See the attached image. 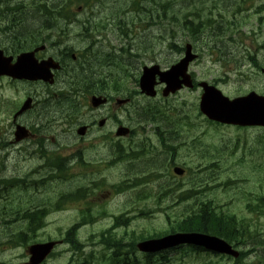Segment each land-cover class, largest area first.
Segmentation results:
<instances>
[{
  "label": "rangeland",
  "instance_id": "374dc122",
  "mask_svg": "<svg viewBox=\"0 0 264 264\" xmlns=\"http://www.w3.org/2000/svg\"><path fill=\"white\" fill-rule=\"evenodd\" d=\"M127 0H107L105 3L100 2V5H97L99 9H102V12L94 13L91 12L90 8L83 11L81 14H78V4H76V19L83 20L87 16H97L101 15L104 22H109L110 18H115L112 21H110L107 25L104 26V28L101 30V39L104 40L103 43L106 46H112L114 48L123 49V51H120L121 54H129V46L128 44L133 39V34H138L142 37L141 41L144 42L146 45H149L153 47H159L158 53H155L158 58L162 61V59L167 58L168 60H171L172 58L169 56H166L164 52L170 54L167 49H165V45H160L159 39H156L157 36H160L162 38H165L167 36L166 34V26H171L172 24L167 20L163 22L154 21L151 18V14L147 15L146 13L142 14L143 22L138 23L136 17L133 14H127L126 16H123V4ZM198 3V6L202 10L206 11H200L201 14H204L205 12H213V4L214 0H196ZM187 3L188 0H166L162 2H150L148 6H150V10L154 9L155 5L158 4H167L169 8L175 9H182V3ZM218 4H226L229 1L227 0H216ZM222 2V3H221ZM51 8H48V11H50ZM253 11V10H252ZM225 14L229 15L228 11L225 9H219L217 8L214 11V14ZM80 17H83L81 19ZM177 17V16H175ZM258 14H255L251 17V22L254 23V25L258 26L256 19H258ZM124 19L127 22V26L129 29H131L128 33V35H123L124 32L120 31L118 29V33H116V27L113 28L114 25H120L121 20ZM98 20V18H96ZM176 20V19H175ZM150 22V34L147 35L142 29L138 28V25H146L147 22ZM160 23H164V25H160ZM75 25H80V23H75ZM258 28V27H257ZM75 33H73V36L81 35V29L80 28H74L73 29ZM261 35V32L258 33L256 36L257 42H261L259 40H262L259 38ZM186 40L189 39L188 34L185 32V35H183ZM213 36V35H212ZM147 37V38H146ZM214 38V37H212ZM259 38V39H258ZM83 41V39H81ZM137 41V42H136ZM138 40H134V45L136 47H139L138 50L134 53V55H130L131 59L128 60L127 64L129 68L131 69L132 73H136L139 68H141L144 64V56L145 55H153L150 53V50H146L143 43ZM143 47H140V46ZM199 46H202V43H199ZM76 47V46H75ZM102 51H99V55L102 56L105 60V65L108 69L114 68L118 64V58L113 56L111 58V63H108V61L105 59V55L102 54ZM162 53V55H159ZM207 54V53H206ZM135 55L141 56L140 60H135ZM138 56V57H139ZM100 62L97 63H90V66L92 67H98ZM110 64V66H109ZM264 66V65H263ZM247 73L245 76L241 74H236V71L234 68H231L229 70H225L224 67L215 66L211 63V61L208 58H205L201 62H196L192 65L191 70L196 75V78L198 80H206L209 82H215V78L222 79V82L219 84V88L222 89V91L229 96H232V94H235L236 91H246L250 89H260L264 90V75L262 73H255L252 74L251 71L247 66H242ZM228 73L227 75L225 74ZM221 73H223V76H221ZM243 79V80H241ZM130 85V83H129ZM20 89H23V86L18 85ZM255 89V90H256ZM201 90L198 89L196 91H188L185 90L181 92L179 95H176L171 98L169 101V104L175 107L176 105L182 109L185 110L184 114H181V116H184L185 114L188 115H196L197 114V108L196 105L198 103V99L200 96ZM0 93H2L3 96H9L13 97L14 93L10 88L8 87L6 78L0 79ZM142 97H138V99H141ZM2 100L3 98L0 97V107L2 108ZM156 102L165 103L164 99L160 96L155 100ZM167 104V103H166ZM198 106V105H197ZM195 121L199 124V128L194 134H201L204 138H206V141L210 144H218V145H232V141L238 142V137L240 135L247 136V133L252 136L253 139L257 138V134H260L263 136L264 139V130H251V131H244V130H238L233 128H228L225 126L220 127V129H216L215 126H211L209 129L208 124L205 123L202 119V117L197 116ZM112 127H109V130ZM5 121L3 116V111H0V135L2 140L9 141L10 137L6 136L5 134ZM216 129V130H214ZM105 131H96L97 134H102ZM75 129H71L68 133V136L66 138L63 137H56L54 146H60L62 149H64L65 146L69 147L68 151H72L70 149H75L76 151H79V155L83 156L87 161H91L94 163H102L105 165V163L111 162L114 158V155H112L106 145L99 144V145H92L93 141H90L92 139V136L88 140L80 139L76 134ZM86 141V143H85ZM28 145L23 144H13L10 150H0V169H5L2 167L5 165V162H3L2 159H4L5 154L10 152V159L9 162L6 164L7 169V175L19 179L15 176H24L31 173L33 170L35 171L32 176H28L27 181H34L41 179L45 173L40 172L38 168V160L37 158H34L33 161L24 160L22 153L25 147ZM263 146V147H262ZM262 148L256 149L258 157H261L259 163V169L260 171H257V177L256 179L251 180L250 174H241L242 176L239 177L237 180V183H235L236 188H243L246 191H253L254 193H258L260 191V185L264 186V142L261 144ZM31 151V150H30ZM28 151V152H30ZM75 151V152H76ZM69 152V156H71ZM63 153V152H62ZM185 155V152H183ZM30 158L32 156L30 155ZM73 160V158L70 159V161ZM193 157L189 156L186 158H183L182 161L191 163L193 162ZM225 163H227V167L229 166V160H224ZM68 163V161L66 162ZM91 164L94 166L95 164ZM71 164L77 165L76 161H73ZM110 164V163H109ZM113 164V162H111ZM100 165V164H99ZM241 166H235V169H240ZM102 173L101 176L105 178L106 180H103L98 175V168H87L84 171H82V175L77 180H70L69 176L68 179L62 178L61 176L54 175L52 185L48 184L46 186V193L47 195H53L61 194V192L66 191L67 189L72 188L73 191H77L79 184H84L85 189H87L89 186H92L87 191V196L83 198V200L79 203V201H70L65 206L68 207V210L56 213L53 215L52 218L48 219V224L45 226V228L42 230V235L44 238L48 236H58L60 235V232H64L69 228L71 229L73 224L75 225L76 222H79L83 220L86 216V211H90L91 215L93 216L94 220L89 222L88 224L82 225L78 229V239L83 243V247L81 248V252H75L70 251L66 245H63L58 249V253L64 251V253L58 257H54L51 260H49L46 264H82L83 262H87V264H112V259L109 257V253L111 252L108 249H105V247L100 243L102 241V233L103 231L107 230L113 223V219L111 218H105L103 216V211L108 212L109 214H115L118 215L122 210H124L126 207L130 206L131 201L130 196L133 194L134 190H117V184H120L124 178L129 177L128 170L126 169V166L123 164H119L117 166L112 167V165H105L104 168L101 169ZM244 172L249 173L251 170L247 167L241 169ZM153 170L150 169V173ZM232 171V170H231ZM230 171V172H231ZM256 171V170H254ZM17 172V173H16ZM19 172V173H18ZM20 174V175H19ZM68 174V172H67ZM250 177V179L248 178ZM260 177V180H259ZM248 178L249 180L242 184V182L245 181V179ZM177 182H180V179H175ZM259 180V181H258ZM88 181V183H85ZM170 180H165L164 187H162L160 190H157L155 192L161 194L160 196V202L162 205L168 204V199L165 198V192L167 189V186L170 184ZM25 183V182H24ZM94 183L102 184L100 187H95ZM22 185H25L22 183ZM113 189V190H112ZM112 190V191H111ZM233 191V190H232ZM42 194L38 197L40 198ZM23 197L26 198V193L23 191L22 188H20L18 185L13 188V190L8 193L3 201L0 203L5 209H10L11 211H17L18 209L22 211L27 208V205L25 204L26 200H23ZM216 199H219L221 201H227L228 197L230 198V194H226L225 190H218V192L214 195ZM157 199H151L148 201V204L150 205V209L155 208L153 207ZM246 200V199H245ZM30 201L29 199L27 200ZM6 202V203H4ZM27 202V203H28ZM184 204V203H182ZM181 204V205H182ZM181 205L177 206L180 207ZM147 209L140 207L138 208L137 212L138 214L144 215L146 214ZM13 216V215H11ZM133 223L131 221H128L124 223L122 226L114 230V236L117 237H124V242H130L135 241L138 239L141 235H154V233H159L162 231H165L168 229L167 219H166V213L165 211H162L160 213L155 212V214L150 215V218L146 219H135ZM20 222V221H19ZM16 221H13L8 226H0V264L8 263V264H16L21 261H23L21 257L22 249L19 248V244L16 242L15 238H13L14 234H17L19 231V225ZM131 224V225H130ZM101 234V235H100ZM100 235V236H99ZM99 236V237H98ZM132 250L129 248H126V250L123 252V256L126 254H131ZM138 257H141L145 260L144 256L140 253H137ZM207 258H215L214 255H206ZM168 261L164 262L165 260H160L159 258H155L157 264H195L199 260V254L198 253H190V254H184L182 252H171L168 254ZM74 259V260H73ZM251 260H254V258H251Z\"/></svg>",
  "mask_w": 264,
  "mask_h": 264
},
{
  "label": "flooded vegetation",
  "instance_id": "af4514ba",
  "mask_svg": "<svg viewBox=\"0 0 264 264\" xmlns=\"http://www.w3.org/2000/svg\"><path fill=\"white\" fill-rule=\"evenodd\" d=\"M52 1L58 2V0ZM21 15L17 21L11 19L16 16L15 11H10L9 16L0 11V48L5 56L12 57L13 62H16L20 54L33 52L36 62L50 60L59 63L60 67L51 68L53 78L50 80H28L4 76L8 87L14 93L12 98L0 93V97L3 98V108H0V111H3L5 121L3 130L6 136L10 137L7 145L17 142L16 128L18 124H21L30 132L28 138L22 139L20 144L28 145L25 149L31 150L29 153L42 152L41 157L46 155L48 158H53L54 154L61 152L60 146H54L55 138H66L71 129H75V134L83 141L92 136L90 139L93 141L92 145H115L127 152L141 148L147 156L150 152L148 139L138 135L150 129V124L147 125L144 122L145 119H149L150 104H139L136 101L138 95L144 96L139 87L140 74L128 76L126 82H130V85L117 94L120 97L134 96L132 101L125 105H118L115 102L116 94L107 95L100 87L93 91L77 90L71 86L73 82L83 81L84 85H87L89 78L98 81L102 75L90 68L95 47L101 41H88L76 46L69 41L74 27L52 25V19L37 9L25 10ZM29 15L38 18L41 16L43 22L27 29L25 19ZM82 33L86 38L89 37L86 30L81 31L80 34ZM102 54L105 55L108 63H111V56L117 58L116 55ZM18 85L23 86V89H20ZM92 86L97 85L92 83ZM95 95L107 96L108 101L100 105H92L91 98ZM27 102H29L27 109L22 113L21 109ZM81 126L86 129L83 136L78 133ZM121 126L129 127L130 135L111 137L110 130L114 128L116 135L117 128ZM109 127L112 128L109 130ZM96 131L105 132L96 135ZM132 134L134 136H131ZM112 135L114 136L113 131ZM0 143L6 145L4 140ZM64 148L69 149L68 146ZM7 178V175H4L3 181H7ZM46 205L45 209H48V212L45 216L59 209L58 204L53 202H48ZM42 209L43 207L36 208L34 213ZM259 231L261 233V230ZM250 249L252 248L245 250L247 255L257 254Z\"/></svg>",
  "mask_w": 264,
  "mask_h": 264
},
{
  "label": "water",
  "instance_id": "95a60500",
  "mask_svg": "<svg viewBox=\"0 0 264 264\" xmlns=\"http://www.w3.org/2000/svg\"><path fill=\"white\" fill-rule=\"evenodd\" d=\"M193 59L194 55L190 53L189 48L186 57L176 65L172 66L170 70L162 72L160 71L159 66H154L150 69L145 68L144 76L142 78L143 90L150 93V95L156 94L154 86L156 84L157 75H160L161 81L166 82L168 84V87L165 89V94H168L170 91L175 92L181 87L182 83L188 86H192L190 76L187 74V70L190 61ZM1 74H9L15 77L27 78H45L46 76H49L47 72L32 69L31 66L27 64L24 60L12 65L0 59V75ZM181 77L183 78L182 80L180 79ZM203 85L205 87L206 93L204 94L201 102L202 110L213 119H217L224 122H231L226 112L228 108V99L223 97L222 94L217 91L214 87H210L206 83H203ZM255 115L258 116L257 112ZM232 122L240 123L236 120ZM248 122H261V119L255 117L253 119H249ZM248 122L244 121L241 122V124H247ZM186 241L193 242L199 245H204L219 252L237 254L225 242L212 237H207L202 234H178L175 237H167L161 240L144 242L140 244V248L145 251H151L173 246L180 242ZM49 248L50 245H36L32 247L30 251L32 253L33 263H38L41 259H43L46 253L48 252Z\"/></svg>",
  "mask_w": 264,
  "mask_h": 264
},
{
  "label": "trees",
  "instance_id": "16d2710c",
  "mask_svg": "<svg viewBox=\"0 0 264 264\" xmlns=\"http://www.w3.org/2000/svg\"><path fill=\"white\" fill-rule=\"evenodd\" d=\"M150 14H151V12H150ZM29 16L26 17L27 19H25L26 20L25 21V26L27 27V29H29V27H33V26L38 25L39 23L43 22V19H42L43 17H41V16L39 18L38 17H34V16H30V17ZM189 29H191V28H189ZM198 32H199L198 28L197 29H191V33L194 34V35H196ZM189 220H191V219H189ZM189 220L186 221L188 223H180L179 226L183 227V229H191L192 228V225H191V221L192 220L191 221H189ZM194 223H196V224L193 225L194 228H198L201 231H206V225H208L207 221L201 219V220H195ZM188 224H189V226H188ZM220 235H222L224 237H226V236L229 237V236H232V231H230L228 233H225V232L224 233H220ZM110 239L111 238H107L106 239L108 244L111 245L113 248H116V252H120L121 248L123 246L122 242H120L118 240H111L110 241ZM150 260H151V256L147 255L146 263L147 264H152Z\"/></svg>",
  "mask_w": 264,
  "mask_h": 264
},
{
  "label": "bare ground",
  "instance_id": "6f19581e",
  "mask_svg": "<svg viewBox=\"0 0 264 264\" xmlns=\"http://www.w3.org/2000/svg\"><path fill=\"white\" fill-rule=\"evenodd\" d=\"M45 24V23H44ZM23 35V34H22ZM113 56H111V58H112ZM112 64V63H111ZM109 66H110V64H109ZM73 72V71H72Z\"/></svg>",
  "mask_w": 264,
  "mask_h": 264
}]
</instances>
